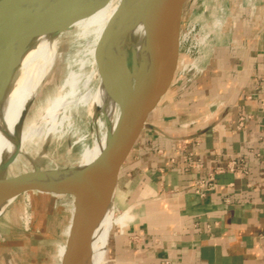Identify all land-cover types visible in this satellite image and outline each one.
I'll return each instance as SVG.
<instances>
[{"label": "crops", "instance_id": "1", "mask_svg": "<svg viewBox=\"0 0 264 264\" xmlns=\"http://www.w3.org/2000/svg\"><path fill=\"white\" fill-rule=\"evenodd\" d=\"M224 8L204 68L172 81L133 148L101 264H264V0Z\"/></svg>", "mask_w": 264, "mask_h": 264}, {"label": "water", "instance_id": "2", "mask_svg": "<svg viewBox=\"0 0 264 264\" xmlns=\"http://www.w3.org/2000/svg\"><path fill=\"white\" fill-rule=\"evenodd\" d=\"M27 0H0V7H19ZM109 0H40L29 13L19 44L0 50V94L15 78L25 52L42 35H57L86 18ZM188 0H120L106 25L96 61L100 83L117 105L113 128L93 105V121L107 123L105 145L92 163L76 165L68 177L46 178L34 169L0 176V203L22 195H62L67 201L61 217L65 222L58 264H89L93 230L104 211L114 206L119 178L151 112L167 93L179 58L180 26ZM6 14L1 19H6ZM141 25L144 35L135 51L133 31ZM46 145L43 146V150ZM19 155L18 148L3 164L6 170ZM68 227V231L66 229Z\"/></svg>", "mask_w": 264, "mask_h": 264}, {"label": "bare ground", "instance_id": "3", "mask_svg": "<svg viewBox=\"0 0 264 264\" xmlns=\"http://www.w3.org/2000/svg\"><path fill=\"white\" fill-rule=\"evenodd\" d=\"M37 2H40V0H27L24 5L13 9L4 5L0 7V50L5 45L12 47L21 42L28 23L29 13ZM119 2L120 0H109L95 13L73 22L68 29L57 35L39 36L25 52L15 78L0 94L1 177L7 176V171L9 168L11 169L13 164L17 163L20 155H28L27 150H29L37 135H45V138L49 135L57 138L61 137L63 124L70 121V111L78 106H85L90 111L92 104L95 105L98 114L106 116L108 127L109 125L111 128L114 127L119 116V110L117 105L106 95L100 83L96 61L100 43L106 32V25ZM222 2V0H213L211 4L204 6V10L208 15L206 17L200 15L195 18L201 23L203 29L213 30L219 34L226 17ZM6 9H8V15L6 19H1L6 14ZM207 21H210V26H207ZM206 34L207 32L204 33V36ZM143 35L144 30L141 25L131 34V40L135 44L137 53ZM67 38H72L78 46L74 58V62L78 64V69L76 71L70 70L64 78L61 88H66L65 92L48 99L46 105H42L38 109L36 117L32 121L26 122L25 117L28 109L33 103L40 86L55 65L61 41ZM210 50V47L203 48L201 54L191 63L192 66L198 70L204 68ZM85 63H88L89 71H85L83 68ZM94 80L97 81L96 84H94ZM91 81L92 85L89 87ZM93 125L96 128H93L94 134L96 133L92 141L93 145L82 153L78 165L92 163L104 148L107 123L105 120L96 118ZM17 148L19 155L6 170H3L4 162L12 156ZM52 152L54 153V151ZM72 169L73 167L47 169L44 172V177H68ZM10 203H0V215ZM112 216L113 206L104 211L93 230L89 264H101L103 260L104 249L114 223Z\"/></svg>", "mask_w": 264, "mask_h": 264}, {"label": "rangeland", "instance_id": "4", "mask_svg": "<svg viewBox=\"0 0 264 264\" xmlns=\"http://www.w3.org/2000/svg\"><path fill=\"white\" fill-rule=\"evenodd\" d=\"M222 1L223 6L226 7L228 0ZM212 2L213 0H188L184 7L180 26L179 58L173 78L175 85L182 86L193 82L201 69L198 70L191 63L201 54L203 48H211L217 41L218 34L213 30L203 29L201 23L195 19L200 15L206 17L208 14L204 6ZM210 24V21H207V26ZM205 32H207L206 36H204ZM77 49L78 46L72 38L62 39L55 65L40 86L34 98V104L32 103L28 109L26 122L36 117L38 109L42 105L45 106L48 99L65 92L66 88H61L64 78L70 70L78 69V64L74 62ZM87 64L83 66L85 71L90 69ZM96 82L94 80V84ZM91 85L92 81L89 87ZM170 93L171 87L161 102ZM84 107L78 106L70 111V121L63 124L61 137L49 135L45 138V135H37L27 150L28 155H20L17 163L7 171V176L32 170L35 166L41 170H47L74 167L80 164L82 153L93 145L92 141L96 134H94L96 128L93 125V104L90 111ZM155 116H157V110L153 111L149 118ZM43 144L46 145L44 150ZM129 174L130 171L125 170L117 185L113 218L118 216L122 208L128 206L118 201H121L125 193L124 179L129 178ZM62 197V195L42 193L36 194L33 201L31 196L22 195L4 209L0 215V264H58V259H61L65 250L64 245L61 244L65 229L61 214L67 207V201ZM116 229L113 227L110 233L112 234ZM105 250L106 246L104 253Z\"/></svg>", "mask_w": 264, "mask_h": 264}, {"label": "built area", "instance_id": "5", "mask_svg": "<svg viewBox=\"0 0 264 264\" xmlns=\"http://www.w3.org/2000/svg\"><path fill=\"white\" fill-rule=\"evenodd\" d=\"M240 123H242V119L240 120ZM222 170L223 167L211 168L206 177L198 179L195 182L193 187L194 192L199 196H205V194L210 191L215 185L214 173L221 172Z\"/></svg>", "mask_w": 264, "mask_h": 264}]
</instances>
